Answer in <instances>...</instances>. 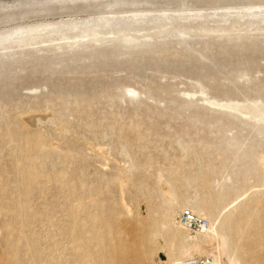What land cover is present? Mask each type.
I'll return each instance as SVG.
<instances>
[{"label":"rangeland","instance_id":"obj_1","mask_svg":"<svg viewBox=\"0 0 264 264\" xmlns=\"http://www.w3.org/2000/svg\"><path fill=\"white\" fill-rule=\"evenodd\" d=\"M256 5L264 0L0 24L2 34L133 14L174 20L161 34L138 24L133 45L45 32L0 47V264H168L183 249L172 226L185 209L215 217L210 235L229 239L242 264H264Z\"/></svg>","mask_w":264,"mask_h":264},{"label":"bare ground","instance_id":"obj_2","mask_svg":"<svg viewBox=\"0 0 264 264\" xmlns=\"http://www.w3.org/2000/svg\"><path fill=\"white\" fill-rule=\"evenodd\" d=\"M260 1V0H259ZM249 3V2H248ZM247 3V4H248ZM260 4V3H259ZM263 4V3H262ZM251 5V4H250ZM249 5V6H250ZM235 6V5H234ZM248 6V5H247ZM257 6V5H256ZM263 6V5H261ZM260 5L257 6L256 8H262ZM264 7V6H263ZM181 8V7H180ZM192 8V7H191ZM229 8V7H228ZM235 8V7H234ZM249 8V7H248ZM185 9V8H184ZM177 10V9H176ZM199 14V13H198ZM259 14V13H258ZM194 15V14H193ZM257 15V14H256ZM145 16V15H144ZM239 16V15H237ZM236 16V18H237ZM251 16H253L251 14ZM249 15V18H252V21H253V18L255 17H251ZM259 16V15H258ZM201 17V16H200ZM228 17V16H227ZM241 17V16H240ZM151 18V17H150ZM148 19L146 17H139L136 15H131V16H113V17H97V18H94L92 20H86L84 22H74V23H57V24H39V25H34V26H31V27H27V28H16V29H13L11 31H8V32H4L2 34H0V47L2 49H11L10 47H12L14 44H17L18 46H21L22 44H24V42L28 41L29 39H33L32 37L34 36H38L40 37L42 34L45 35V32L48 34L49 33H56L57 32H68V34H71L73 35V39H77V41L79 40L78 38H90V39H95L96 42H103V40H105V38H103L104 35H108V36H113L114 38L113 39H117V40H122L125 41V44L124 45H127L126 43H134L136 42L139 38L135 35L136 32H140L139 30L140 27H138V24L140 26V24H144V26H146L145 24H148L152 29L151 31H155L153 32L156 33V32H159V34H161V32H165L167 31V28H168V22L172 21L173 20V17H169L168 15L165 16H161V17H157V18H151V19ZM257 18V17H256ZM255 18V19H256ZM263 18V17H262ZM178 19V18H177ZM180 19V18H179ZM200 19V18H199ZM231 19V18H230ZM260 18L258 17L257 20H259ZM188 20V19H187ZM239 20V19H238ZM250 20V19H249ZM174 21V20H173ZM176 21V20H175ZM224 21V20H223ZM234 21V20H233ZM177 22V21H176ZM175 22V23H176ZM239 22V21H238ZM260 22V21H259ZM258 22V23H259ZM264 22V20H263ZM227 23V21H225V24ZM232 23V22H231ZM223 24V23H222ZM250 24V23H249ZM254 24V23H253ZM264 24V23H263ZM221 25V24H220ZM229 25V24H228ZM248 25V24H246ZM143 26V28H144ZM226 26V25H224ZM256 26V25H254ZM259 26V25H258ZM142 28V27H141ZM146 29V27H145ZM212 31V30H211ZM226 31V29H225ZM239 31V30H238ZM70 32V33H69ZM163 32V33H164ZM199 32V31H198ZM215 32V31H214ZM240 32V31H239ZM151 33V32H150ZM149 33V34H150ZM162 33V34H163ZM211 33V32H210ZM60 34V33H59ZM152 34V33H151ZM152 34V35H153ZM209 34V32H208ZM226 34V33H225ZM257 34V33H256ZM47 35V34H46ZM148 35V34H147ZM179 35V34H178ZM181 35H183V33H181ZM211 35V34H210ZM213 35V34H212ZM220 35V34H219ZM222 35V34H221ZM63 36V34H62ZM66 36V35H65ZM107 36V37H108ZM203 36V35H202ZM229 36V35H228ZM50 37H51V34H50ZM101 37V39L99 38ZM148 37H150L149 35L148 36H145V38L147 39ZM35 38V37H34ZM37 38V37H36ZM41 38H44V37H41ZM98 38V39H97ZM184 38V37H183ZM243 38V37H242ZM249 38V37H248ZM247 38V39H248ZM144 39V38H143ZM181 39V38H180ZM240 39V38H239ZM35 40V39H34ZM89 40V39H88ZM257 40V39H256ZM82 41V40H81ZM145 41V40H144ZM143 41V42H144ZM246 41V40H245ZM69 42V41H68ZM72 42V41H71ZM76 42V41H74ZM73 42V43H74ZM117 42V41H116ZM138 42V41H137ZM141 42V41H139ZM138 42V43H139ZM244 42V41H243ZM258 42V41H257ZM260 42V41H259ZM62 43V42H61ZM78 43V42H77ZM123 45V43H122ZM121 45V46H122ZM123 45V46H124ZM129 45V44H128ZM133 45V44H132ZM116 46V45H114ZM131 45H129L128 47H130ZM135 46H136V43H135ZM127 47V46H126ZM127 47V48H128ZM133 47V46H132ZM17 50V49H16ZM27 50V49H26ZM22 54V53H21ZM104 56V55H103ZM181 58V57H180ZM228 76V75H227ZM242 76V75H241ZM233 82V81H232ZM258 105V104H256ZM256 105H255V108H256ZM236 107H238L237 105H235ZM225 107H227L225 105ZM233 107V106H232ZM235 107V108H236ZM241 107V106H240ZM84 108V107H83ZM224 108V107H223ZM235 108L233 110H235ZM246 108V107H245ZM244 107L243 108H239L237 109L238 111L241 110V111H236L238 113L242 112V109H245ZM260 108H262L260 106ZM260 108L258 109L257 107V110H260ZM228 110H232V109H229L226 108ZM254 109V108H253ZM232 110V111H233ZM263 111V108L261 109ZM245 112V111H244ZM79 114V113H78ZM243 114V112H242ZM248 114V112H247ZM246 115V114H243V116ZM249 117V115H247ZM246 116V117H247ZM247 117V118H248ZM245 118V116H244ZM250 118V117H249ZM253 118V116L251 117V119ZM259 119L258 121L259 122V125L262 122H264V113H259V114H256L254 115V119ZM253 120V119H252ZM257 122V120H255ZM255 122V124H256ZM258 123V122H257ZM57 124V123H56ZM263 124V123H262ZM58 125V124H57ZM257 127L258 124H256ZM255 125V126H256ZM264 126V124H263ZM254 127V126H253ZM260 128V127H259ZM57 129V128H56ZM59 129V128H58ZM70 131V130H69ZM262 132V131H261ZM253 134V133H252ZM264 135V133L262 134ZM10 136V134H9ZM261 138H263L261 136ZM130 139V138H129ZM99 149V148H98ZM59 152V151H58ZM48 158V157H47ZM263 158H261L262 160ZM264 164V162H262ZM262 165V164H261ZM159 174V173H158ZM19 178V177H18ZM128 178V177H127ZM162 180V179H161ZM165 181V180H164ZM122 185V184H121ZM161 185V184H160ZM120 186V185H119ZM164 188V187H163ZM122 190V189H121ZM169 190V189H168ZM163 191V190H162ZM165 191V190H164ZM20 193V192H19ZM255 194V193H254ZM165 195V194H164ZM21 200V199H20ZM193 200V199H192ZM243 201V200H242ZM123 202V201H122ZM75 205V204H74ZM123 205V204H122ZM76 206V205H75ZM184 207V206H183ZM259 207V206H258ZM147 208V207H146ZM180 207H178L179 209ZM182 208V207H181ZM148 209V208H147ZM182 210V209H181ZM186 210V209H185ZM183 210V211H185ZM181 211V213L183 212ZM128 212V211H127ZM179 212H180V209H179ZM195 212V211H194ZM193 212V213H194ZM202 212V211H201ZM201 212H198L196 215L199 217V218H202V219H206V215L201 213ZM169 213V212H168ZM196 213V212H195ZM194 213V214H195ZM205 213V212H204ZM149 214V213H148ZM207 214V212H206ZM170 215V213H169ZM168 215V216H169ZM225 215V214H224ZM256 215V214H254ZM132 216V215H131ZM166 216V215H165ZM176 217V215H174ZM181 216V215H180ZM141 217V216H140ZM170 217V216H169ZM220 217V216H219ZM217 217V218H219ZM223 217V216H222ZM172 218V217H171ZM210 218L212 221H210V219L208 221H210V228L207 229V230H204V231H198V232H192L190 230H188L180 221V218L178 222H176V219L175 221L173 222V228H174V239L176 241H179V242H182L183 243V246L181 247V255H177V258L174 259V257L172 256V260H170L169 262H167L168 264H185V262L189 259H194V258H198V257H204V256H210V257H215L218 259L219 263L220 264H242L241 261H240V258L239 260L237 258H234V256L231 255V251H230V247L228 245V242H229V239L228 242L226 241L225 237L222 235V236H218V237H212L210 234L214 231V225L216 224V218H211V217H208ZM221 218V217H220ZM219 218V220H220ZM86 219V218H85ZM166 219V218H165ZM223 219V218H222ZM167 220H168V217H167ZM170 220V218H169ZM174 220V219H173ZM213 222V223H211ZM219 222V221H218ZM217 222V223H218ZM168 223V222H167ZM53 224V223H52ZM170 224V223H169ZM166 226V224H164ZM217 226V225H216ZM244 226V225H243ZM218 227V226H217ZM232 227V226H231ZM241 227V226H240ZM263 228V227H262ZM186 229V231H190L192 233H195V235H198V234H201V235H198V236H194L189 238L187 236H185L182 232V230ZM220 229V228H219ZM45 230V229H44ZM242 230V229H241ZM240 230V231H241ZM249 230V229H248ZM218 231V228L216 230V232ZM169 232V231H168ZM221 232H222V229H221ZM224 232V231H223ZM227 232V231H226ZM247 232V230H246ZM159 233V232H158ZM171 233V232H170ZM169 233V234H170ZM187 233V232H186ZM218 233V232H217ZM225 233V232H224ZM243 234V232H241ZM173 234V233H172ZM171 234V235H172ZM226 234V233H225ZM241 234V235H242ZM152 235V234H151ZM169 235V236H171ZM213 235V234H212ZM215 235V233H214ZM218 235V234H217ZM216 235V236H217ZM221 235V234H219ZM53 236V234H52ZM227 236V235H226ZM173 237V235H172ZM228 237V236H227ZM226 237V238H227ZM171 238V237H170ZM170 240V239H169ZM168 240V241H169ZM73 241V240H72ZM104 241V240H103ZM171 242V241H169ZM179 242L177 244H179ZM231 242V241H230ZM119 243V242H118ZM165 243V242H164ZM233 244V243H232ZM231 244V246H232ZM89 245V244H88ZM166 245V243H165ZM165 245H163L165 247ZM170 245V243H169ZM105 246V245H104ZM167 246V245H166ZM100 248V247H99ZM166 248H169L166 247ZM180 248V247H179ZM231 248H233L234 250V246H232ZM60 249V248H59ZM77 249V248H76ZM170 249V248H169ZM177 249V248H175ZM174 249V250H175ZM232 250V251H233ZM49 251V250H48ZM144 251V250H143ZM142 251V252H143ZM173 251V250H172ZM177 251V250H176ZM83 252V251H82ZM180 252V250H179ZM235 252V250L233 251ZM32 253V252H31ZM53 253V252H52ZM173 255L175 254L174 251L172 252ZM61 254V253H60ZM63 254V253H62ZM84 254V253H83ZM147 254V253H146ZM180 254V253H179ZM58 255V254H57ZM105 255V254H104ZM176 256V254H175ZM239 255L236 254L235 257H237ZM107 257V256H106ZM240 261V263L237 261ZM64 262V261H63ZM95 262V261H94ZM105 264V263H104Z\"/></svg>","mask_w":264,"mask_h":264},{"label":"water","instance_id":"obj_3","mask_svg":"<svg viewBox=\"0 0 264 264\" xmlns=\"http://www.w3.org/2000/svg\"><path fill=\"white\" fill-rule=\"evenodd\" d=\"M249 0H0V24L37 18L147 11Z\"/></svg>","mask_w":264,"mask_h":264},{"label":"built area","instance_id":"obj_4","mask_svg":"<svg viewBox=\"0 0 264 264\" xmlns=\"http://www.w3.org/2000/svg\"><path fill=\"white\" fill-rule=\"evenodd\" d=\"M181 223L190 231L198 232L204 231L210 228V221L207 219L199 218L191 210H185L180 216ZM185 264H220L218 259L215 257L204 256L194 259H189Z\"/></svg>","mask_w":264,"mask_h":264}]
</instances>
